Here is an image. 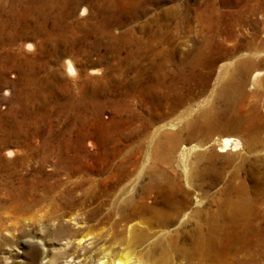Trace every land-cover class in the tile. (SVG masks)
Here are the masks:
<instances>
[{
	"label": "rangeland",
	"instance_id": "rangeland-1",
	"mask_svg": "<svg viewBox=\"0 0 264 264\" xmlns=\"http://www.w3.org/2000/svg\"><path fill=\"white\" fill-rule=\"evenodd\" d=\"M61 1L0 0V132L12 121L22 130L60 131L68 138L81 131L79 143L89 152L99 146L137 145L147 152V164H160L164 174L177 181L186 176L187 169L191 173L190 168L205 164L204 170L188 176L191 181H200L188 194L202 190L207 195L198 198L197 207L205 201L210 207L212 199L223 193L219 188L225 180L259 184L264 190V91H259L256 79L251 80L264 73V0ZM154 31L158 32L155 38ZM146 52L159 65L157 84L153 79L146 84ZM196 52L201 61L185 64ZM236 56L247 57L248 64L239 89L229 90L230 94L226 89L228 100L222 102L226 98H220L215 82L224 75H219L221 68L227 70ZM63 60L69 71L62 69ZM253 69L257 72L248 77ZM30 88L40 94L29 98L26 109L41 97L45 111L23 123L18 104ZM68 96L70 102L83 103L78 109L83 121L78 125L74 120L80 113H70L65 105L58 107ZM209 109L215 111L212 117L205 115ZM225 112L242 117L235 129L216 128ZM252 120L259 124L255 136L263 142H256L251 149L214 148L217 136L224 132L243 139L241 128ZM168 134L173 135V143L164 154L162 139ZM104 135L108 137L99 143ZM4 140L1 151L17 145L9 138ZM180 146L185 148L181 156L176 152ZM192 151L207 158L190 161ZM3 169L8 170L4 178L10 183L19 171L28 178L37 173L28 165L12 164ZM100 174L98 168H91L90 172L76 171L65 177L94 178ZM224 192L230 195V190ZM256 205L260 208V203ZM261 212L258 227L264 228ZM9 213L0 215V264H40L36 251L53 239L29 242L34 234L22 228H50V224L35 227L38 220L43 221L41 215L28 214L22 222L14 211Z\"/></svg>",
	"mask_w": 264,
	"mask_h": 264
},
{
	"label": "bare ground",
	"instance_id": "bare-ground-1",
	"mask_svg": "<svg viewBox=\"0 0 264 264\" xmlns=\"http://www.w3.org/2000/svg\"><path fill=\"white\" fill-rule=\"evenodd\" d=\"M152 34L155 38L158 32ZM146 53L145 65L149 71L146 84L151 79L157 84L159 80L155 73L159 65L151 61L150 52ZM193 55L188 61L185 60V64L201 61L199 53ZM205 60L207 62L208 57ZM247 64V57L236 56L227 70L221 68L219 75H224L215 82L221 99L226 98L231 89H239ZM61 67L65 71L70 69L66 60L62 61ZM256 72V69L250 70L248 77ZM254 79L259 91L263 92L264 73L258 78H251ZM226 89L230 90L228 94ZM34 94H38L37 91L30 88L25 98L19 101L17 112L23 123L29 121L31 115L44 114L41 97L35 99L32 108L26 109L30 107L28 101L35 98ZM226 100L228 98L222 102ZM70 101L72 99L68 96L58 103V107L65 105L70 113L79 114L78 109L83 107L81 100ZM214 112L212 109L205 110V115L212 117ZM240 118L225 112L216 128L220 131L231 130ZM207 119L204 118L208 126ZM81 120L80 113L74 122L78 125ZM16 123L11 121L10 127L0 132V143L5 142L4 138H9L17 144L12 148L3 147L2 151L0 149V169L12 164L28 165L31 171L37 173L28 178L20 176L19 171L14 183H10L4 178L8 170L0 171V215L14 211L19 219H23L22 222L28 214L41 215L43 221L38 220L42 222L37 221L35 227L43 222L50 224V228H22L34 234L28 239L29 242L53 239H48L46 242L49 244L36 251L40 264H264V228L258 227V220L263 218L264 190L259 184L245 185L238 179L232 183L225 180L219 188V192L223 193L212 199L210 207L206 201L197 207L198 198L207 195L202 190L198 194H188V189L197 188L200 183L189 180L188 176L204 170L205 164L190 168L191 173L187 169L186 176L183 174L177 181L166 176L160 164L150 161L147 164V152L136 144V147L121 148L99 146L89 152L79 143L81 131L76 130L77 133L68 138L60 131L36 133L30 129L22 130L23 127L20 129ZM258 128L256 121L247 122L241 128L244 136L241 140L226 132L221 133L215 140L214 148L221 150L243 146L251 149L256 142H263L262 138L255 136ZM107 137L101 136L99 143ZM162 140L165 154L173 143V135H165ZM184 151L185 148L180 146L176 152L181 156ZM200 157L202 160L207 158L198 151L190 153V161ZM80 160L86 162L82 164ZM41 164H44L43 168ZM91 168H98L100 176L65 177L76 171L90 172ZM227 190H230L229 196L224 192ZM257 203H260V208Z\"/></svg>",
	"mask_w": 264,
	"mask_h": 264
}]
</instances>
